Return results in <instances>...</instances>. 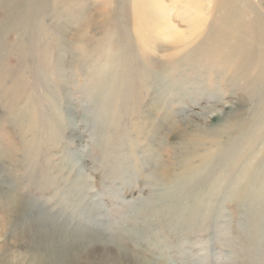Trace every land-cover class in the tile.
Here are the masks:
<instances>
[{
  "label": "rangeland",
  "instance_id": "obj_1",
  "mask_svg": "<svg viewBox=\"0 0 264 264\" xmlns=\"http://www.w3.org/2000/svg\"><path fill=\"white\" fill-rule=\"evenodd\" d=\"M72 1L75 0L40 1L34 10V18L28 23V27L31 26L28 30H32L30 35L21 28L22 9L16 11L14 18L8 19L9 29H1L9 34L6 35L9 40H17L23 50L18 54L0 51L7 66L0 67V203L16 195L29 207L0 235V264H28L33 257L47 259L51 255L55 258L58 253L63 254L67 262L76 264H92L99 260L102 264H131L132 259L147 260L150 264H157L159 260H164L165 264H264V194L255 196L253 201L243 195L233 197L228 188L230 183L225 179L223 195L217 197L216 192L210 195L217 201V207L202 211L215 213L214 221L203 220L197 223L199 227L192 228L181 222L176 212L167 211V215L160 212L169 204L162 200L169 194L172 178L168 177V183L163 182L165 179L154 172L161 170L156 164L160 160L163 170L172 163L168 157L171 158L169 152L173 150L174 137L168 135L167 124L156 138L148 136L155 153L147 160L142 159L147 137L139 128L147 116L141 112L149 98L155 100L157 96H165L168 102H174L171 108L173 122L180 130L190 131L188 127L194 128L197 123V127L208 131L233 117L241 104L245 105L240 91L225 87L222 81L219 85H211L212 89L208 91L202 80L194 83L196 75L186 72L193 80L189 83L174 70L168 68L169 72H164L162 66L148 81L151 87L148 98L139 95L131 98L133 101L123 97L122 100L120 97L111 99L113 107L115 104L117 107L106 128L105 117L98 113L99 97L87 88L92 81L86 72L90 68L97 70L99 64H91L88 69L78 61L81 54L85 56L90 52L94 61L102 54L100 62L107 63L112 56L107 52L109 46H116V57L128 63L121 68L112 62V73L129 71V79L137 89L138 68L143 65V56L163 63L183 51H191L193 46H189L188 40L197 37L194 30L199 28L198 32L203 33L210 22L204 24L209 17L208 1L182 0L185 4L177 0H76L79 1L76 4ZM254 1L258 5L264 3V0ZM62 10L65 19L59 17ZM76 16L78 20L74 21ZM193 16L201 19L198 27L192 22ZM62 21H69L59 36L65 44L61 51L65 85L54 87L60 118L51 123L49 105L42 98L43 86L38 83L45 67L39 34L53 37L56 28L63 27ZM27 43L31 45L30 50ZM163 45L171 48L165 49ZM51 51L48 63L54 65L58 51ZM11 53L13 57L9 56ZM16 58L25 60L21 66L26 87L20 96L7 92L12 86L8 67L20 71L17 66L20 60ZM52 72L46 76L49 84H54L57 77L56 71ZM106 83L108 85L109 80ZM189 87L192 90H188ZM185 90L190 92L189 95ZM198 90L205 95L196 96ZM243 110L244 119H248L250 112L245 106ZM137 124L140 126L134 128ZM240 134L242 137L241 132L235 140L241 138ZM232 151L226 150L216 159L213 166H217L211 167L215 171L209 170L206 175L218 174L222 165L229 164ZM138 157L139 168H142L136 174L131 164L133 158ZM230 172L225 169L224 175ZM199 186L218 189L207 180ZM168 218L177 219V227L169 224ZM33 219L37 223L45 219L49 222L47 220V226L37 231L30 226L29 220ZM252 223L255 224L252 226ZM53 225L63 227L54 230ZM26 228L29 235L16 238V233ZM256 230L259 231L257 237ZM88 236H96L97 241H86L90 240ZM103 250L108 256L98 254Z\"/></svg>",
  "mask_w": 264,
  "mask_h": 264
},
{
  "label": "bare ground",
  "instance_id": "obj_2",
  "mask_svg": "<svg viewBox=\"0 0 264 264\" xmlns=\"http://www.w3.org/2000/svg\"><path fill=\"white\" fill-rule=\"evenodd\" d=\"M40 1L44 2L45 0H28V1L0 0V7H2L0 8L1 9L0 20L2 19L1 20L2 23H0L1 53H5L9 51H12L14 53V51H16L18 54V52H21V50H23L20 48V44L18 43L17 40L14 41L13 38L9 40V38L6 37V35L9 34H7V32H3L4 30L2 31L1 29H6V28L9 29L10 27L7 25L8 19L10 20L11 17L14 18L17 13L16 11L19 12V10L22 9L23 11L21 13H23V18H21V24L23 25H21V28L26 29L28 34L32 33V30H28L31 27V26L28 27V23L31 21V19L34 18L35 15L34 10L36 6H39ZM79 1L75 0L72 2L76 4ZM177 1H181L182 3L185 4V2H183L182 0H177ZM204 1H208L209 4L208 9H206L209 12L208 14L209 17H207L204 24H206L207 21L210 22L209 24H207V26L204 25L206 28L205 31L203 30L204 31L203 33H201L202 31L198 32L199 28L198 29L196 28L197 30H194V32H197V37H194V40L192 39L188 40L190 42L187 41L189 46H193L191 51L190 50L189 52L183 51L184 53H181L180 55H176L174 57H170L169 61L163 63L162 62L158 63L156 59H153L149 56H143L142 57L143 65H141L138 68V72L140 74V81H138L137 89L134 88L135 87L134 84L129 79L131 77L129 71H124L125 73L121 71L120 72L114 71V73H112L113 70L111 65L112 62L119 64V67L121 66V68L125 67L128 63L127 61H124L119 57L120 54H118L119 58L116 57L115 55L116 54L115 50L117 48L116 46H109L107 52L110 55L112 54V56L110 57V59L106 60L107 63L100 62V58L102 56L101 53H100L101 56L97 59V61H94L93 55H91L90 52H87L88 55L85 56H81L82 54L81 55L79 54L80 56L78 55L79 56L78 61L81 62L82 66L84 65L85 67H88V69L91 66V64L92 65L99 64L97 70L94 69L91 70V68L87 70L86 75L90 78L89 80L92 81L91 84L88 83L87 88H91L93 95L97 98L99 97L100 105H99V109L98 108L97 109H98V113L102 114L103 117H105L103 124L105 125L106 128L108 127L107 121L110 119L112 115H115L114 108L116 109L117 107L116 104L113 107L111 99L115 98V100H117L118 97L120 98L123 97L126 100L133 101L132 99L134 97H138L139 95H145L148 98V92H150L149 88H151L148 85V81L150 80L152 75L162 66L164 67L162 68L164 69V72L168 73L169 69L174 70L177 73L182 74V76H184L185 79L187 78L188 80L186 81L189 83L193 82L191 76L189 75H196L197 78L196 81H194V83L195 82L198 83L199 80H202V82H204V86L207 89L209 88L212 89L211 85L213 84L219 85L220 82L222 81V84H224L225 87L227 88L230 87L231 89H237L240 91L241 96L245 99L243 101L245 105L241 104L240 109L233 117L229 118L224 122H221L220 124H217L208 131H205L204 129L197 127L199 125L197 123L193 125L194 128L188 127L190 131H188L186 128H184V130H180L179 126L176 123L174 124L173 122L174 114L172 113L171 108L173 107L174 102L173 103L168 102L167 97L165 96H160V97L157 96L155 100L153 98H149L148 99L149 102L146 103L147 106L143 110L142 108H138L140 111L142 110L141 113L147 115L143 120L141 127L139 128L141 130L140 133H142L147 138L148 136H150L151 138L156 134H160V132L163 131L164 124L165 125L167 124L168 135L174 137V147L173 150L169 152L171 154V158L168 157L169 161H172V163L169 166H167L166 170H163L162 169L163 163H161L160 160L159 163L157 162L156 164L158 168H160L161 170L157 171L155 169L154 171L156 176L161 175L163 179H165V180L162 179L163 182L165 181L168 183L169 181L168 177L170 176L172 177L170 182L171 185L168 188L170 189V191L168 192L169 194L166 197L167 199L164 198L162 200L163 203L168 201L169 204L163 207L162 209H160V212L162 214L165 213L164 215H167L166 214L167 211H169L170 213L172 211L176 212L177 216L180 217L179 220L181 222H184L187 226L189 225L190 227L192 226V228L199 227L200 225L197 226V223H199L200 221L203 222V220L205 222L207 220L209 222L211 220L214 221L213 215L215 213L213 212L211 213L209 211L207 212H202V211L204 209L208 210L210 207H212L213 210L214 208L217 207L218 205L217 201L211 198L210 195H213V193L215 192L217 197L223 195L222 193H224L223 191L224 189L222 186L224 185L225 179L227 180V182L230 183L228 188L233 194V197L236 196L240 198V195H243L244 197H248L253 201L254 199L256 200L255 196L258 195L262 196V194H264L263 191L264 189V3L262 5H258L257 2L254 0H204ZM238 2H240V6L238 5L239 4ZM217 13H219V15L216 17L215 15ZM63 14L64 12L62 10V12L59 13V17L65 19ZM160 14L162 15V13ZM211 15H213L212 19L210 18ZM192 18H193L192 22L194 23L195 26L198 27V24H200L201 19H198L199 16H195V17L193 16ZM73 20L77 21L78 17L77 16L73 17ZM195 20H197L198 22H195ZM16 21L17 20H14V23H16ZM59 21H61V19H59L58 22ZM62 22L63 23H61V25L63 27L60 26L61 28L60 27L56 28L53 37L46 38L45 35L39 34V36L41 37L40 41L42 44L40 48L42 47L43 63L45 67H43L42 70L44 74L42 75L38 83H40L39 85L43 86L44 91L42 98H44V100H46L47 104L49 105L48 116H50V119L49 118L48 119L49 122L51 121V123L53 122V120L57 122L58 118H60L58 113L59 109L58 111H56V106L59 103V101L57 102V98L54 95L56 92V89L54 87L57 86L63 88L64 87L63 85H65L64 84L65 79L62 74L63 73L62 67L64 66V60L61 54L62 48L65 47V44L64 42H62V37L59 36H62L63 28L66 24H69L68 23L69 21H65V22L62 21ZM201 28L203 29V25ZM199 35L200 37H198ZM29 41H30V37L28 39V42ZM30 47L31 45L27 43L28 50H30ZM162 47H164L165 49L171 48L165 45H163ZM51 49H55L58 51L54 65H50L48 63V59L49 57H51L50 56L52 52ZM13 53H11V55L9 56L13 57L14 56ZM0 56H2L0 57V67L2 65L6 66V59L2 54ZM116 58L117 60H115ZM142 59L140 62H142ZM19 60L20 59H17V61ZM22 61L23 62L25 61L24 58H22V60H20L19 64L17 65L19 67L18 69H20V71L18 72L15 71L14 69L12 70L11 67H8V71H9L8 79L11 80L12 86L7 90V92L12 93L13 96L22 95V91L26 87V85L24 84L25 78H23L24 73L22 71V66H21ZM52 71H56L57 73V77L55 79L56 82L54 81V84H49L47 82L46 76L49 72ZM43 76L46 78H44ZM106 80H109L108 85L106 83ZM210 89L208 91H210ZM188 90H192V88L189 87ZM188 90H185V92L186 94L189 95L190 92H188ZM193 91H195L194 88ZM200 91L198 90L195 92L196 96L205 95ZM128 95L130 96L129 99H127ZM146 97H144V99ZM126 104L127 103H125L124 105ZM242 105L245 106L248 113L250 112L249 114L250 116L248 117V119L247 118L244 119V116L241 111L243 110ZM138 107L140 106L138 105ZM109 122L111 121L109 120ZM137 126L140 125L137 124L134 128H136ZM145 130L147 131L144 133L143 131ZM241 132H242V137L240 134L239 137L241 138L239 140H235L236 136ZM147 138L145 139V141L147 142V147L142 152L144 154V158H142L143 160L145 158L147 160L148 157H150L153 153H155L152 149V145L149 144V142L152 141H149L150 138L148 139ZM221 139H225V140L222 141ZM229 149L233 150L232 151L233 158L231 162L227 165L225 164L222 165L220 169H218L219 171L218 174L214 173L211 175L208 174L206 175V173H208L209 170L215 171L211 167L217 166V165L213 166L214 163L217 162L216 159L222 156L226 152V150ZM139 164H140L139 157L133 158L131 165L133 166V170L136 172V174H138V172H140V169L142 168V167L139 168L140 167ZM225 169L228 170L230 169L231 172L224 175ZM239 171H241L240 176H238ZM206 180L211 182L212 184L217 185L218 189L214 190V189H208L207 187L203 188V186H199L201 182ZM28 207L29 206L23 203L21 198L17 197L16 195H12L5 202H1L0 203V235L3 234L8 229V227L11 226V224L14 223L16 217H18L19 215L22 216L21 214L24 213L23 211L28 210ZM169 218L167 219L169 224H173L174 227H177L175 223L177 219L169 220ZM47 220L48 219H45L44 221L38 220L39 223H37L36 219H33V221L29 220V223L32 229L35 228L37 231H39L44 228V225L47 226L48 224ZM253 224L255 223H252V226ZM62 227L63 226L61 225L59 226L53 225L52 228L54 230L55 229L60 230ZM38 228L40 229L38 230ZM257 231L258 230H256L255 235L256 233L258 234L259 231L258 232ZM27 234L29 235V229L28 230L27 228L21 229L20 233L19 232L16 233V238L18 237L19 239L25 238ZM257 236L258 235H256V237ZM89 239L90 240H86V241L88 242L91 241L92 243L97 241L96 236H90ZM93 245L96 246L95 244ZM98 254L101 256L103 255L108 256V252H106V250H103L101 252L99 251ZM50 256L51 255H49L47 259H43L41 256H38L37 258L32 256L33 259L30 257L32 260L30 261L29 259L28 264H56V263L76 264L74 261L67 262V258L63 254L61 255L58 253L55 255V258L54 257L51 258ZM98 257L100 258V256ZM106 259L108 260V257ZM99 261L97 262L93 261L92 264H102V262ZM131 264H150V263L147 260L143 261L141 259H132ZM157 264H165V261L159 260Z\"/></svg>",
  "mask_w": 264,
  "mask_h": 264
}]
</instances>
